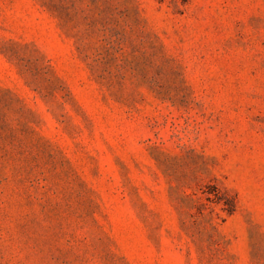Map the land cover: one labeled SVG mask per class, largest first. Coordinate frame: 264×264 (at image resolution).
<instances>
[{"label":"rangeland","instance_id":"obj_1","mask_svg":"<svg viewBox=\"0 0 264 264\" xmlns=\"http://www.w3.org/2000/svg\"><path fill=\"white\" fill-rule=\"evenodd\" d=\"M0 264H264V0H0Z\"/></svg>","mask_w":264,"mask_h":264}]
</instances>
